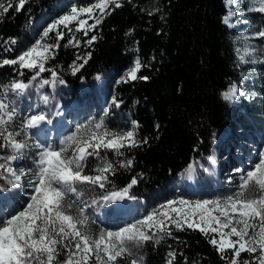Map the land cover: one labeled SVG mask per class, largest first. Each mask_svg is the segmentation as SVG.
<instances>
[{
  "label": "trees",
  "instance_id": "16d2710c",
  "mask_svg": "<svg viewBox=\"0 0 264 264\" xmlns=\"http://www.w3.org/2000/svg\"><path fill=\"white\" fill-rule=\"evenodd\" d=\"M63 1L90 5L97 0H27L20 11H17L16 0H0L5 5L9 2L13 5L6 14L0 15V59H15L32 45L46 24L62 11ZM119 3L122 7L115 8L110 3L102 22L88 31L87 36L82 31L61 29L64 38L58 41L59 48L52 50L55 58L45 64L46 69L55 68L59 79L64 81L55 85L57 99L52 101L51 109L61 98L82 99L79 85L84 82L94 86L96 77L103 75L107 98L122 101L119 108L110 107L105 128L109 131L125 126L133 128V122H137L135 139H147L140 147L120 149L122 155L119 156L115 150L101 147L99 157H87L85 175H96L95 169L108 163L115 169V175L106 173L109 182L104 189L76 185L80 193L77 199L88 204L93 200L98 202L87 210L91 214L87 225H78V228H86L93 239L101 232V225L93 214L102 211L104 195L121 191L136 178L138 183L129 188L127 196L138 204H147L145 210H153L172 200L171 189L189 165L207 164L216 148L213 136L233 125L230 105L221 94L243 81L236 35L244 25L232 21L230 27L224 23L229 14L226 0H132L131 3L119 0ZM250 16L258 32L264 29V15L253 12ZM93 35L97 39L88 46L86 41ZM70 39L72 43H68ZM259 41L264 45V39ZM53 43H57L55 35ZM89 52L91 58L73 75V63H83L78 57L86 58ZM137 58L142 65L137 76L149 79L123 82L122 77ZM19 71L18 64L0 66V95L7 87L8 99H18V105L24 110L38 100L35 88L39 79L32 82L23 95H17L10 90V85L28 83L33 75L28 69H23V75H18ZM40 78L50 79V72L46 70ZM50 87L45 86L44 94H50ZM261 92L264 94V90ZM22 121L23 118L21 122L14 119L9 124L10 130L20 132ZM23 139V132L16 136V140ZM2 154L10 155L11 150L5 148ZM129 159L131 167L120 166ZM181 184L182 180L179 187ZM0 187L7 196L14 197L12 184L0 180ZM73 201L69 194L64 204L65 207L72 205L67 211L75 216L77 205ZM169 229L171 237L164 235L158 244L152 240L142 247L132 245V255L118 258L113 264H131L132 259L139 262L141 257L143 264H167L169 252L176 253L172 264H228L208 243L211 236L187 227L183 231L176 227ZM232 251L226 249L224 255L229 256ZM66 259V253L61 251L54 264H62ZM239 259L251 260L252 257L243 252ZM88 264L96 263L89 259Z\"/></svg>",
  "mask_w": 264,
  "mask_h": 264
},
{
  "label": "snow or ice",
  "instance_id": "6c2138e0",
  "mask_svg": "<svg viewBox=\"0 0 264 264\" xmlns=\"http://www.w3.org/2000/svg\"><path fill=\"white\" fill-rule=\"evenodd\" d=\"M111 2L115 8L122 7L119 0H111ZM128 2L131 3L132 0ZM226 2L231 6L234 3L238 4L239 0H226ZM26 3L27 0H16L17 11L23 10ZM108 3L109 0H100L98 3L82 6L79 9L76 6H65L64 10L57 13L54 22L46 24L41 34L42 39L36 40L15 59H0V66L18 64L20 67L18 75H23V69L33 71L28 83L14 82L10 85V90L17 95H23L32 82L38 79L40 88L48 85L54 89L58 81L63 84L64 81L59 79L55 68H45L47 60L55 58L52 50L59 48L58 41L64 38V33L59 30V26L62 25L72 32L73 29L69 28V25L77 22L78 26L75 30H83V34L87 36L88 31L94 30L102 22L104 9ZM12 6L11 2L7 5L0 2V15L6 14ZM95 9L100 10V15L93 17ZM246 11L264 15V0H249ZM83 13H87L89 18L94 19V23L87 25V28H85L87 20L79 19ZM234 14L229 12L224 18V23L229 24V17ZM53 32H55L57 43H45L44 38ZM255 38L264 39V29L257 32ZM96 39V35H93L86 44L91 46ZM11 42L14 44L15 40ZM72 42V39L68 41V43ZM90 58V52L86 58L78 57L83 60V63L78 65L73 63L72 74L75 75ZM141 67V62L137 58L134 61V67H131L122 77L123 82L137 79L148 80L147 76H137ZM46 70L50 72L51 78H40V74ZM99 79L100 77L97 76V80ZM8 91L6 87L0 95V138H2L0 139V180L12 184L13 187L23 185L25 188H30L31 192L28 194L25 205L19 210L5 205L0 199V264H54L61 251H64L67 256L62 264H88L93 256L96 264H113L122 255H132L129 244L142 247L152 240L158 244L164 235L171 237L172 233L169 229L171 224L181 231L186 225L188 229H198L205 236L212 233L208 243L217 249L221 259L227 260L228 264H264V151L260 153V159L251 169H237L243 175L240 177L239 190L232 196L224 200L190 201L183 198L168 200L161 204L159 209L145 215L137 222L118 230L102 231L98 239H93L86 228H78V225H87L91 215L87 210L98 202L93 200L91 204H88L74 199L73 203L77 205V208L76 215L73 216L67 211L72 205L65 207V197L69 194L73 197L80 195L77 184L105 188L106 183L109 182L106 173L111 172L115 175V169L108 163L104 167H97L96 175H85L87 157H99L101 146L115 150L116 155L119 156L122 155L120 149L126 146L133 148L146 144V138L140 141L135 139V128L138 123L133 122L132 129L120 134L108 133L104 130L98 137L97 131L103 129V122L89 121L86 124L77 125L71 134L54 144L50 138L52 130L47 127L52 124V116L49 112L40 108L39 104H29L24 112L18 113L17 108L8 100ZM237 91V87L232 85L228 91L221 94L222 99L234 100ZM41 99L44 105L49 103L47 95L42 96ZM111 103L119 108L122 101L112 97ZM37 108L40 110L36 111ZM17 114L25 119L22 121L20 132H13L9 130L8 125L13 122ZM59 114L58 109L53 110L52 115ZM32 129L36 131L33 132ZM21 132L24 133V139L17 141L16 136H19ZM108 136L111 138L103 139ZM213 139L215 140V136ZM93 140L95 143L91 142ZM5 148L11 150L10 155L2 154ZM30 149L34 150L35 158L31 160V166L26 167L24 162L32 155L28 151ZM69 151L71 155L68 154ZM213 163H215L214 160ZM131 165L132 160L129 159L126 164L120 166L131 167ZM186 171L191 176L194 171L193 166L189 165ZM25 176L28 177L26 183L23 181ZM137 183V179L133 178L128 187L119 192L111 191L110 194L104 195L103 201L111 203L114 199L126 197L129 188ZM250 185L259 193L258 198L245 197V192ZM2 191L3 187H0V192ZM213 212L219 215H213ZM225 229L229 231L225 232ZM249 229H252L251 235ZM215 234L219 235V240ZM232 237L237 239L233 240ZM226 249L233 250L231 255H224ZM243 252H247L252 259L240 261L239 258ZM256 253L258 255L253 256ZM175 257V252H169L167 264H172ZM131 264H143V258L141 257L139 262L137 259H132Z\"/></svg>",
  "mask_w": 264,
  "mask_h": 264
},
{
  "label": "rangeland",
  "instance_id": "374dc122",
  "mask_svg": "<svg viewBox=\"0 0 264 264\" xmlns=\"http://www.w3.org/2000/svg\"><path fill=\"white\" fill-rule=\"evenodd\" d=\"M98 2H100V0H97L94 3ZM110 3H112L111 0H109V3L105 7L104 11L107 9ZM248 3L249 0H239L238 4L234 3L231 6L227 4L228 11L235 13L229 17V24L232 25L234 23L232 21H235L237 22V25L239 23L244 25V29L240 31L239 35H236L239 45L240 60L243 65V81L239 86H236L238 89L236 98L232 101H226L229 103L231 108L233 115V125L231 128L227 129L225 132L226 134H221L215 137L214 144L216 147L215 150L217 152L211 160H207L209 163L208 169L202 163H200V171L202 172L198 176V168L193 166L194 171L191 176H189V174L186 172L182 178L179 179V182L180 180L183 181L181 186L179 187L178 182V184H176L175 187L171 189V193L173 195L172 199L179 200L183 198L190 201L224 200L227 197L232 196L239 190V185L241 183L240 177L243 175V173L238 172L237 169H251L253 165L260 159V153L264 151V94L261 92V90H264V45L259 41V39L255 38V34L258 31L254 27L250 16V13H253L254 11H246ZM90 5L85 2L77 4L73 1L65 4L63 1V6L61 9L64 10L65 6H76L79 9L82 6ZM99 15L100 10L95 9L93 17ZM79 19L87 20L85 28H87V25L94 23V19L89 18L87 13L81 14ZM51 22H54V19ZM77 26V22H73L69 25V28L75 30ZM61 29L65 28L61 25L59 26V30ZM81 31L83 33V30ZM42 32L36 40L42 39ZM53 35H55V32L50 33L47 38H44V42L47 44H52ZM252 61L255 62L253 63ZM132 67H134V65H132ZM95 84H97V80L95 81ZM96 86L99 88L101 85H95V89H91L90 91L88 90L87 92L82 91L81 88L78 89V92L83 96L82 99L73 100L65 97L61 98L60 101L56 103L54 110L58 109L59 112L61 111L62 115L66 117H62V119L67 121V125L71 126L67 133L61 137H59L58 133L55 131V127H58V120H55V118L58 115H52L53 110H51V101L57 99L55 89L50 87L49 95H51V98L49 95L43 94V91L38 94V101L35 103V105L39 104L40 108H42L41 97L47 95L49 98V103L44 105L43 109L47 110L48 112L51 111L49 114L52 116V124L47 125V127L52 130L50 138L54 144L59 143V141L66 138L67 135L71 134L77 125L86 124L89 121H92L93 123L100 121L103 122V129L97 131L98 137L102 135L104 130H106L108 133L120 134L124 131L132 129V127L129 126L122 127L121 129L115 131H109L105 128V123L109 119L108 111L110 107L113 106V104L111 103V99H108L107 97L105 102L101 103V98L103 99L105 97V92H103V90H98ZM8 100L11 101L12 105L17 108L18 113L24 112V110H22V106L20 104L18 105V99L10 98ZM73 107L75 110H72ZM40 108H37L36 110L39 111ZM22 118L25 119V117L19 114L14 117V119L19 120V122H21ZM20 126L21 125H19V127ZM61 126L62 124L59 127ZM19 127L16 126V129H20ZM8 128L10 130L9 125ZM66 130L67 128L64 129V132H66ZM31 131L34 132L36 130L32 129ZM110 138L111 136L103 137L104 140H108ZM91 142L95 143V140ZM28 151L32 153V155H30L29 159L24 162L26 167L31 166V160L35 158L34 150L30 149ZM68 154L71 155V151H69ZM213 160L215 163H213ZM27 180V176L23 177V181L25 183ZM190 189L194 191L190 192ZM30 192V188H25L23 185H21L20 187H15V191L13 193L14 197L11 198L7 196L4 191H2L0 192V199H2V202L5 205L19 210L25 205ZM201 194H208L212 196L202 197ZM219 194L224 196H220ZM258 195L259 193L254 188H252L251 185L245 192V197L249 199L258 198ZM70 196L73 198V200L77 199L76 197H73L72 194H70ZM77 200L80 201L79 199ZM128 202L130 204V209L126 213L118 215L117 217H114L116 204L113 202H103L102 211L93 214L94 219L101 225V232L107 230L114 231L123 226H128L137 222L139 219H142L145 217V215L150 214L151 212L160 208V205H158L153 210H145L144 207L147 204H138L131 199H128ZM172 215H175V213H172ZM213 215H219V213L213 212ZM170 227H175V225L171 224L169 225V228ZM184 227L187 226L185 225ZM224 231L228 232L229 229H225ZM100 233L95 239L99 238ZM251 233L252 229H249V234L251 235ZM212 235V233H209L208 236ZM215 235L219 240V235ZM232 239L235 240L237 238L232 237ZM129 247L131 249L132 245L129 244ZM126 255L127 254L118 258H124ZM255 255H258V253ZM90 259L96 263L94 256Z\"/></svg>",
  "mask_w": 264,
  "mask_h": 264
},
{
  "label": "bare ground",
  "instance_id": "6f19581e",
  "mask_svg": "<svg viewBox=\"0 0 264 264\" xmlns=\"http://www.w3.org/2000/svg\"><path fill=\"white\" fill-rule=\"evenodd\" d=\"M61 115H62V112L60 111V114L55 118V120L56 119L58 120L57 121L58 122L57 123L58 127L61 125V123H67V121H64L62 119L63 115L62 116ZM58 117H59V119H58ZM112 202L114 204H116L114 217H117L118 215L124 214L130 209V204L128 202V198L127 197H124V198H121V199H114V200H112Z\"/></svg>",
  "mask_w": 264,
  "mask_h": 264
}]
</instances>
